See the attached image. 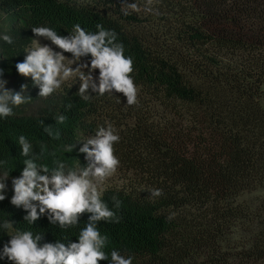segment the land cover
I'll list each match as a JSON object with an SVG mask.
<instances>
[{
  "label": "trees",
  "instance_id": "obj_1",
  "mask_svg": "<svg viewBox=\"0 0 264 264\" xmlns=\"http://www.w3.org/2000/svg\"><path fill=\"white\" fill-rule=\"evenodd\" d=\"M130 3L140 10L127 8ZM145 5L0 0V37L12 38L10 44L0 38V79L26 101L0 117V176L9 174L0 222L12 220L15 231L42 234L41 244L78 242L90 214L68 229L46 216L29 225L26 212L10 203L11 177L20 175L26 159L19 137L34 155L43 153L38 164L52 168L59 160L84 167L79 148L111 116L104 100H85L75 86L40 97L15 65L35 39L33 27L68 36L77 23L92 33L100 24L117 33L139 87L136 104L123 101L131 120L118 127L120 142L114 145L130 176L122 190L102 192L119 222L97 223L109 256L100 264H110L112 250L134 257L133 264H264V0H158L154 12ZM153 189L162 195L152 196ZM9 237L0 229V248Z\"/></svg>",
  "mask_w": 264,
  "mask_h": 264
},
{
  "label": "clouds",
  "instance_id": "obj_2",
  "mask_svg": "<svg viewBox=\"0 0 264 264\" xmlns=\"http://www.w3.org/2000/svg\"><path fill=\"white\" fill-rule=\"evenodd\" d=\"M155 2L158 0H146L145 11L154 12L152 5ZM127 8L140 10L135 3L128 4ZM124 14L129 13L125 10ZM155 14L158 15V11ZM96 28L98 31L95 33L87 32L77 23L71 35L62 36L46 26L33 27L31 31L36 46L27 51L22 62L16 63V71L22 77L31 78L39 88L38 95L43 98L59 90L65 82L78 77V91L85 100L89 99L87 93L91 89L101 96L106 92L122 93L127 105L136 104L139 87L131 75L134 71L133 59L124 55V45L117 42L114 30L104 29L100 24ZM0 38L12 43L9 35ZM39 38L50 41L59 51L48 44L41 45ZM65 53L71 54L70 63L76 64L75 68L65 63ZM88 57L90 60H85ZM97 70L99 76L94 77L93 73ZM6 84V80L0 79V117L3 118L13 115V106L19 107L26 102L20 91L9 90ZM65 119L61 115L58 122L63 123ZM105 123L107 127L100 126L95 135L79 148L87 161L84 167H68L59 160L54 161L56 166L52 168L38 164L36 161L43 153L34 155L32 145L24 136L19 137L21 155L26 159L20 175L11 177L14 194L10 203L26 212L23 220L34 225L46 216L51 224L68 229L76 227L84 214L90 215L86 226L80 230L78 242L41 244L45 239L42 234L34 236L30 230H17L0 248V260H6L9 264H100L109 260L108 254L103 251L107 237L101 235L97 223L102 220L119 222V217L103 202L101 188L120 167L114 147L120 142V136L112 124ZM45 131L52 135L49 128ZM8 180L9 174L5 171L0 176V201L6 199ZM151 195L159 197L162 190L153 189ZM115 206L119 208L120 201L116 200ZM13 223L5 219L0 222V229L10 231ZM110 256V264H133L134 257L126 258L118 250H112Z\"/></svg>",
  "mask_w": 264,
  "mask_h": 264
},
{
  "label": "rangeland",
  "instance_id": "obj_3",
  "mask_svg": "<svg viewBox=\"0 0 264 264\" xmlns=\"http://www.w3.org/2000/svg\"><path fill=\"white\" fill-rule=\"evenodd\" d=\"M39 41L41 43V45L44 44H48L50 46H52L47 40H45L44 38H39ZM35 39H33V41L25 48V51L27 53V51L33 47H35ZM53 47V46H52ZM66 59H65V63L68 64L69 66H72L73 68H75L77 65L73 64L71 65L70 63V59L71 56L66 55L65 54ZM85 71H87V69H85ZM94 77H98L99 76V72L98 70L96 72L93 73ZM79 79L74 78L72 80H69L67 82H65L63 85H68V86H75L77 89H79ZM98 83V80H97ZM87 95H92L93 97H100L102 100L105 101V104L107 105V113H109V115L111 116V118H102V120L104 119L105 122L106 121H111L114 125H115V130L117 131L118 127H123V125H125V123H127V121L129 122L131 119V117L123 112V101H126V97L122 94V93H116V92H112V93H105L103 96L99 95L98 93L92 92L91 89H89V93H87ZM106 113V114H107ZM119 122L116 123V122ZM100 124V123H99ZM118 125H122V126H118ZM106 127V125H103ZM96 131L94 133H89L86 136V139H89L90 137H93L95 135ZM130 176V174L123 170V168L119 167L117 169V172L115 173V175L109 177L104 185L101 188V191L104 192L107 189H123V185L127 183V178ZM9 235H13L15 233V230L12 228L10 231H8Z\"/></svg>",
  "mask_w": 264,
  "mask_h": 264
}]
</instances>
